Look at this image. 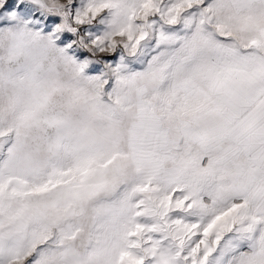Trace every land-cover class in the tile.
Masks as SVG:
<instances>
[{
    "label": "snow or ice",
    "instance_id": "snow-or-ice-1",
    "mask_svg": "<svg viewBox=\"0 0 264 264\" xmlns=\"http://www.w3.org/2000/svg\"><path fill=\"white\" fill-rule=\"evenodd\" d=\"M0 264H264V0H0Z\"/></svg>",
    "mask_w": 264,
    "mask_h": 264
}]
</instances>
